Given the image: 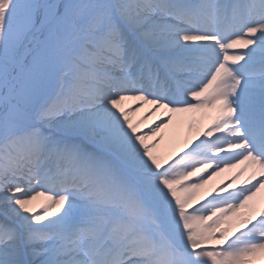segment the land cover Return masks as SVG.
Returning a JSON list of instances; mask_svg holds the SVG:
<instances>
[{"label": "snow or ice", "instance_id": "6c2138e0", "mask_svg": "<svg viewBox=\"0 0 264 264\" xmlns=\"http://www.w3.org/2000/svg\"><path fill=\"white\" fill-rule=\"evenodd\" d=\"M262 190L264 0H0V264H264Z\"/></svg>", "mask_w": 264, "mask_h": 264}, {"label": "bare ground", "instance_id": "6f19581e", "mask_svg": "<svg viewBox=\"0 0 264 264\" xmlns=\"http://www.w3.org/2000/svg\"><path fill=\"white\" fill-rule=\"evenodd\" d=\"M235 51H244V49H237ZM139 115L140 114H137V116L134 117V119H138ZM187 121L188 120H186V122ZM204 123H207V121H204ZM186 135H187V130L186 131L179 130L178 126L175 124L170 125L169 128L165 129L164 132L161 133V136H163V140L161 141L159 151L165 155L174 153L177 150L178 146L183 142V139ZM229 175H231V173L224 174V176H229ZM221 179H223V177L217 178L215 181H213V184L218 183ZM257 201L264 202V190H262V192L257 197ZM40 210L42 209H38V211Z\"/></svg>", "mask_w": 264, "mask_h": 264}, {"label": "rangeland", "instance_id": "374dc122", "mask_svg": "<svg viewBox=\"0 0 264 264\" xmlns=\"http://www.w3.org/2000/svg\"><path fill=\"white\" fill-rule=\"evenodd\" d=\"M198 119H199V117H197V121H198ZM186 120H188V119H184L182 121L175 122L174 124L178 126L179 130L186 131L187 130V126H188V122H189V120L187 122H186ZM161 154H163V153H161Z\"/></svg>", "mask_w": 264, "mask_h": 264}]
</instances>
